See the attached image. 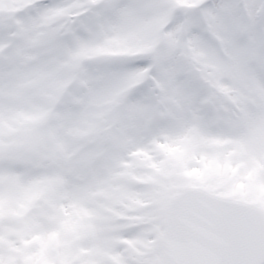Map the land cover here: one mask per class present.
Masks as SVG:
<instances>
[{"label":"snow or ice","instance_id":"1","mask_svg":"<svg viewBox=\"0 0 264 264\" xmlns=\"http://www.w3.org/2000/svg\"><path fill=\"white\" fill-rule=\"evenodd\" d=\"M0 264H264V0H0Z\"/></svg>","mask_w":264,"mask_h":264}]
</instances>
